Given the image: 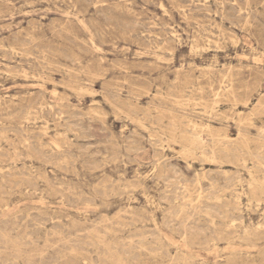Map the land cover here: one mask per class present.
Wrapping results in <instances>:
<instances>
[{"label": "rangeland", "instance_id": "obj_1", "mask_svg": "<svg viewBox=\"0 0 264 264\" xmlns=\"http://www.w3.org/2000/svg\"><path fill=\"white\" fill-rule=\"evenodd\" d=\"M0 122V264H264V0H0Z\"/></svg>", "mask_w": 264, "mask_h": 264}, {"label": "bare ground", "instance_id": "obj_2", "mask_svg": "<svg viewBox=\"0 0 264 264\" xmlns=\"http://www.w3.org/2000/svg\"><path fill=\"white\" fill-rule=\"evenodd\" d=\"M125 2V1H124ZM199 2V1H198ZM246 12H247V10H246ZM14 48V47H13ZM15 52V51H14ZM21 73V72H20ZM35 78H36V76H35ZM42 78V77H41ZM51 82V81H50ZM42 109V108H41ZM60 119V118H59ZM1 123V122H0ZM74 126V125H73ZM12 129V128H11ZM53 130H55V129H53ZM39 131V130H38ZM34 132V131H33ZM47 132V131H46ZM198 133V132H197ZM2 135V134H1ZM196 135V134H195ZM199 134H197V136H198ZM60 136V135H59ZM187 137V136H186ZM202 137V136H201ZM219 139V138H218ZM189 140H190V138H189ZM221 140V139H220ZM215 141V140H214ZM197 142V141H196ZM219 142V141H218ZM193 143V142H192ZM199 145V144H198ZM47 146V145H46ZM245 146V145H244ZM203 148V147H202ZM227 149V148H226ZM15 150V149H14ZM166 150V149H165ZM200 152V151H199ZM202 156V155H201ZM200 156V157H201ZM31 157V156H30ZM13 161H14V159H13ZM206 161V160H205ZM208 162V161H207ZM245 166V165H244ZM1 169V168H0ZM27 178V177H26ZM258 181V180H257ZM211 184V183H210ZM62 187V186H61ZM262 189V188H261ZM230 191V190H229ZM14 194V193H13ZM224 199V198H223ZM8 208V207H7ZM180 215V214H179ZM217 229V228H216ZM111 231V230H110ZM215 234H216V232H215ZM100 235V234H99ZM148 259V258H147Z\"/></svg>", "mask_w": 264, "mask_h": 264}]
</instances>
